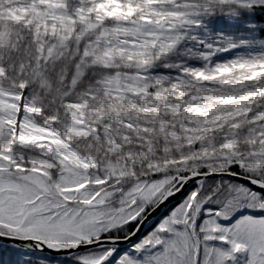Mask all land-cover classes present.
I'll use <instances>...</instances> for the list:
<instances>
[{
    "label": "snow or ice",
    "instance_id": "6c2138e0",
    "mask_svg": "<svg viewBox=\"0 0 264 264\" xmlns=\"http://www.w3.org/2000/svg\"><path fill=\"white\" fill-rule=\"evenodd\" d=\"M0 264H264V0H0Z\"/></svg>",
    "mask_w": 264,
    "mask_h": 264
}]
</instances>
